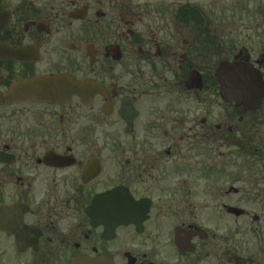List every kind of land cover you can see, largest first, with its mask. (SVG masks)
<instances>
[{"label":"flooded vegetation","instance_id":"1","mask_svg":"<svg viewBox=\"0 0 264 264\" xmlns=\"http://www.w3.org/2000/svg\"><path fill=\"white\" fill-rule=\"evenodd\" d=\"M0 264H264V0H0Z\"/></svg>","mask_w":264,"mask_h":264}]
</instances>
